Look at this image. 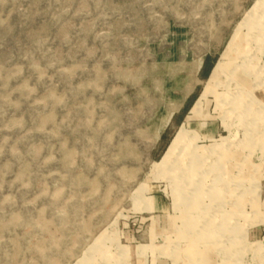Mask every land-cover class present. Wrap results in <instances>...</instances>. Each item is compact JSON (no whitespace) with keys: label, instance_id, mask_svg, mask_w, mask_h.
I'll use <instances>...</instances> for the list:
<instances>
[{"label":"rangeland","instance_id":"1","mask_svg":"<svg viewBox=\"0 0 264 264\" xmlns=\"http://www.w3.org/2000/svg\"><path fill=\"white\" fill-rule=\"evenodd\" d=\"M0 264H264V0H0Z\"/></svg>","mask_w":264,"mask_h":264},{"label":"bare ground","instance_id":"2","mask_svg":"<svg viewBox=\"0 0 264 264\" xmlns=\"http://www.w3.org/2000/svg\"><path fill=\"white\" fill-rule=\"evenodd\" d=\"M261 28V27H260ZM260 28H259V26H257V30L258 31H260ZM237 36H238V32H236L235 33V37H234V41L236 40V38H237ZM233 41V42H234ZM235 46V52L236 51H238V49H237V45L235 44L234 45ZM240 52V51H239ZM245 59V58H244ZM223 64V63H222ZM218 69H219V66H217L216 67V72L218 71ZM215 72V73H216ZM213 94V91L212 92H209V91H207V89L206 90H204V92L198 97V99L194 102V104L191 106V108L189 109V111H188V113H187V118L189 119V118H191V117H193L194 115H197V114H199L200 113V110H201V106H202V104H203V102H204V100L206 99V97L209 95H212ZM219 100L221 101V102H224V99L222 98V100H221V98H219ZM234 101H235V99H234ZM250 102H251V100H249V101H245L244 103H242V105L241 106H236V105H234L233 104V108H232V111H233V113H234V115H235V117L234 118H238V117H240V116H242L243 118H247L248 119V121H246V122H244V125H243V129H244V131H247L248 129H250V126H251V124H252V122H253V116H250V114L248 113V110H249V104H250ZM232 103V102H231ZM228 129H230L229 127H227ZM179 132V131H178ZM183 137V136H182ZM172 144V143H171ZM170 144V145H171ZM181 144V143H180ZM176 145V144H175ZM184 147H181V148H185V145H183ZM197 149V147L196 146H193L192 147V150H193V153H192V157H191V160L193 159H196V154H195V150ZM228 147H224V149H223V151L222 152H224V153H222L223 155H225L226 157L227 156H231V157H234V155H233V153H229L228 154ZM174 150V149H173ZM168 153V152H167ZM229 158V157H228ZM192 160V161H193ZM195 161V160H194ZM168 164L167 163H163V164H161L160 166H159V169L160 170H163L166 166H167ZM224 169V167L222 166V168H221V166H219V171L221 170V172L222 171H224L223 170ZM218 171V172H219ZM236 173V172H235ZM188 208H192V209H195V208H198L197 206H198V203L197 202H189L187 205H186Z\"/></svg>","mask_w":264,"mask_h":264},{"label":"crops","instance_id":"3","mask_svg":"<svg viewBox=\"0 0 264 264\" xmlns=\"http://www.w3.org/2000/svg\"><path fill=\"white\" fill-rule=\"evenodd\" d=\"M203 68V67H202ZM199 254H198V257H201L202 259H198V261L201 263H203V262H205V259H207L209 256H208V253L207 252H202V253H200V252H198ZM197 256V255H196ZM195 256V257H196Z\"/></svg>","mask_w":264,"mask_h":264},{"label":"trees","instance_id":"4","mask_svg":"<svg viewBox=\"0 0 264 264\" xmlns=\"http://www.w3.org/2000/svg\"><path fill=\"white\" fill-rule=\"evenodd\" d=\"M205 69H206V65L204 64L203 69H202V71H203L204 74H206L205 73Z\"/></svg>","mask_w":264,"mask_h":264}]
</instances>
